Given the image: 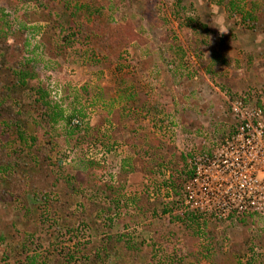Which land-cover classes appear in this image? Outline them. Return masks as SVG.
<instances>
[{"label":"rangeland","instance_id":"374dc122","mask_svg":"<svg viewBox=\"0 0 264 264\" xmlns=\"http://www.w3.org/2000/svg\"><path fill=\"white\" fill-rule=\"evenodd\" d=\"M66 2L0 0V37L8 48L0 84L9 85L13 68L29 60L38 81L16 102L33 103L32 88L42 85L58 114L55 122L24 115L25 131L0 129V158L15 168L0 173V264H18L26 256L37 264H66L67 254L82 256V245L72 254L76 244L94 248L108 234L132 251L104 264H147L155 255L161 264H264V210L236 211L227 195L242 181L222 175L217 158L238 125L232 102L243 98L264 117V0H80L101 25L125 27L133 36L122 65L112 69L100 51L61 43L68 33L58 35L55 20H61L57 12L61 18L59 12H68ZM229 3L236 4L232 15ZM147 134L161 142L164 155L176 146L195 157L207 150L214 156L194 185L183 184L173 211L199 208L201 217L210 218L207 240L169 216L152 215L153 200H168V175L146 177L129 145L145 143ZM131 159L132 169L125 166ZM35 164L47 174L49 206L41 209L40 198L19 184ZM256 176L262 187L263 175ZM95 185L111 192L95 200ZM78 189L77 199L69 200ZM112 195L114 204L104 208ZM61 201L75 202L63 213Z\"/></svg>","mask_w":264,"mask_h":264},{"label":"trees","instance_id":"16d2710c","mask_svg":"<svg viewBox=\"0 0 264 264\" xmlns=\"http://www.w3.org/2000/svg\"><path fill=\"white\" fill-rule=\"evenodd\" d=\"M67 1L68 2L65 4V9L68 12H59L62 15V18L59 17L57 12L56 17L57 19L60 18L61 20H55L59 26L58 35L60 33H68L61 43H67L68 48L73 47L74 44H78L85 50L100 51L106 61L104 65L108 69L122 65V62L124 61L122 59V53H124L123 51H125V49L129 46L128 44L133 41V36L128 33L129 31L126 30L125 27L122 29H120V27H112L110 29L106 28L99 23L100 21L98 20L96 12L93 8L87 6L86 4H82L80 0ZM95 5L96 3L94 2L93 6ZM235 7V3H229L226 5V11L228 14L232 15L234 13ZM239 14L242 15L243 12H239ZM66 20H68V22H66ZM262 32L264 36V30ZM1 40H4V38L0 37V69L1 67L4 68V66L8 65L6 58L8 56V48L5 47L6 44ZM58 48L65 49V46H59ZM203 51L206 52V50ZM200 53H202V51ZM202 54H199L197 58H201ZM221 63L226 64V59H223ZM205 72L206 74L211 75V72H209L207 69H205ZM12 74V81L9 85L0 84V129L2 128L3 130L4 128H8L10 125H16L17 128L19 127L25 131L29 128V121L26 117H24V115H28L30 119L38 116L40 119H48L52 122H55L58 114L55 113L50 107L48 102V92L42 85L33 86L32 91H34L37 96L33 103L25 104L22 103L23 101H19V103L16 102V98H20L21 95L25 93V91L30 89L33 83L38 81V76L33 70L32 63L29 60L26 62H20L19 65L13 68ZM12 104H16L18 106V111L14 109ZM149 138L153 139V141L150 142ZM129 145L132 148L133 157L135 158L136 155L138 156L140 171H142L146 177L157 178L162 172H165L168 175L166 186L167 190L169 191V196L167 197L168 200H153L152 203L155 204L152 209V215L169 216L172 223L185 225L194 230L198 239L207 240V238L211 236V228L209 226L210 218H203L201 215H199L197 210L192 209L181 210L177 214L173 213L174 209L179 205L178 201L183 199V184L194 181L195 179V168L190 164L193 155L181 152L176 146H168L166 155H164L161 142H158V139L154 137V135L150 134H147L145 143H142L141 141L134 142L132 140ZM207 154L211 155V152L207 150ZM132 160L133 159H131L130 162L127 160L125 162V166L132 169V167L135 166V162ZM35 166L37 167L34 171H38L40 174L34 175V171H30L28 172V179L22 180L23 183L19 182V184L22 185L21 188L23 190L26 188V190H28L32 196L35 198H40L39 201L42 204L39 203L38 207L41 209L43 204L49 206V203H46V198L48 196L47 194L45 195L46 190L48 189V182L46 181L47 174L38 164H35ZM98 167L99 165L96 163V168ZM11 169L14 173V165L10 167L7 163H5V161H3V159L0 158L1 174L7 173L8 171H11ZM32 176H35L36 181H33L31 178ZM37 176H39V179H37ZM96 185L90 188V190L94 192L93 193L91 191V195L95 196V200L98 194L103 195V191H106V193L111 192L110 188L98 189L97 187L101 186ZM79 190L80 189L75 191V193H67L69 200H72V198L76 200L77 195H80ZM65 198L66 195L64 200ZM108 199H104L108 201L107 206H104V208L107 209H109L112 204H114V196L112 195ZM67 201H61L60 207L62 208L63 213L66 209L64 208L65 205L69 207L75 202ZM159 205L162 207L160 211ZM67 214L70 216L72 215L71 212H67ZM243 220L244 218H238L240 223L243 222ZM98 239L99 240L97 244L93 246L94 248L90 249L86 248L89 242L76 244L73 247L74 251L72 254H76L77 249L79 248L78 246L82 245V256L77 258L74 255L67 254L69 259H67L65 263L70 264L72 261L74 264H104L113 256L123 254L124 249L128 252L132 251L131 245L128 247L124 246L123 242L120 241V238L114 237L113 235L108 234L105 237H100ZM114 241L120 242H118L117 245L114 243ZM142 246L144 245H141L140 249H142ZM69 260L71 261L69 262ZM26 262L28 264H37L33 258L29 259L27 256L23 261L18 262V264H25ZM147 264H161L160 257L158 255L153 256V258L150 259Z\"/></svg>","mask_w":264,"mask_h":264},{"label":"built area","instance_id":"2783aa9c","mask_svg":"<svg viewBox=\"0 0 264 264\" xmlns=\"http://www.w3.org/2000/svg\"><path fill=\"white\" fill-rule=\"evenodd\" d=\"M230 112L238 125L235 132L220 144L217 158L221 164V174L235 175L234 179H240L242 183L239 184L237 190L231 192L229 198L227 195V199L235 205L237 212L242 213L248 209L261 211L264 210V196L262 197L259 192V189L264 190V160H261L264 156L263 113L261 109H249L243 98L231 103ZM213 157L212 154H205L202 158L193 156L190 164L195 168L196 174L194 181L190 182L192 185L200 178L203 168L212 165ZM256 172L263 175L262 187L257 180ZM229 191L230 188L227 193ZM187 199L192 200L191 192ZM191 209L198 211L199 208Z\"/></svg>","mask_w":264,"mask_h":264},{"label":"clouds","instance_id":"9594fccd","mask_svg":"<svg viewBox=\"0 0 264 264\" xmlns=\"http://www.w3.org/2000/svg\"><path fill=\"white\" fill-rule=\"evenodd\" d=\"M228 29L227 28H224L223 32L227 31Z\"/></svg>","mask_w":264,"mask_h":264},{"label":"crops","instance_id":"0c3cea01","mask_svg":"<svg viewBox=\"0 0 264 264\" xmlns=\"http://www.w3.org/2000/svg\"><path fill=\"white\" fill-rule=\"evenodd\" d=\"M25 264H28L27 262Z\"/></svg>","mask_w":264,"mask_h":264}]
</instances>
